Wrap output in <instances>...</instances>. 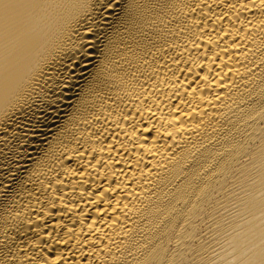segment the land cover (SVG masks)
Wrapping results in <instances>:
<instances>
[{
    "label": "bare ground",
    "instance_id": "obj_1",
    "mask_svg": "<svg viewBox=\"0 0 264 264\" xmlns=\"http://www.w3.org/2000/svg\"><path fill=\"white\" fill-rule=\"evenodd\" d=\"M0 264H264V0H0Z\"/></svg>",
    "mask_w": 264,
    "mask_h": 264
}]
</instances>
